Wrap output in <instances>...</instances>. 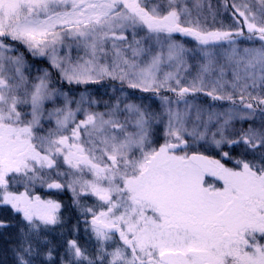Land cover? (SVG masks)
Returning <instances> with one entry per match:
<instances>
[{"label": "snow or ice", "instance_id": "snow-or-ice-1", "mask_svg": "<svg viewBox=\"0 0 264 264\" xmlns=\"http://www.w3.org/2000/svg\"><path fill=\"white\" fill-rule=\"evenodd\" d=\"M0 208V264H264V0H0Z\"/></svg>", "mask_w": 264, "mask_h": 264}, {"label": "trees", "instance_id": "trees-1", "mask_svg": "<svg viewBox=\"0 0 264 264\" xmlns=\"http://www.w3.org/2000/svg\"><path fill=\"white\" fill-rule=\"evenodd\" d=\"M39 194L41 196H45L48 193L41 190V191H39ZM53 198L60 199V200L64 201L65 203L70 202V195L69 194H60L59 196L53 195ZM8 217H9V212L6 211L5 209L0 208V218H8ZM4 239H5L4 235H0V246H3Z\"/></svg>", "mask_w": 264, "mask_h": 264}, {"label": "rangeland", "instance_id": "rangeland-1", "mask_svg": "<svg viewBox=\"0 0 264 264\" xmlns=\"http://www.w3.org/2000/svg\"><path fill=\"white\" fill-rule=\"evenodd\" d=\"M39 191H41V190H39ZM44 192H47V190L45 189V190H43ZM57 196H59V195H57Z\"/></svg>", "mask_w": 264, "mask_h": 264}]
</instances>
